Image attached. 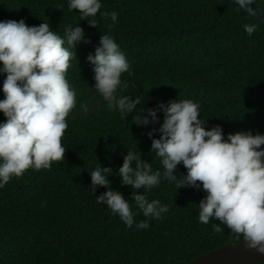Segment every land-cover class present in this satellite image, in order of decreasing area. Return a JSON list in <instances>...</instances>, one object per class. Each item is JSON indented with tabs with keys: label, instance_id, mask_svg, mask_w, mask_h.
I'll use <instances>...</instances> for the list:
<instances>
[{
	"label": "trees",
	"instance_id": "16d2710c",
	"mask_svg": "<svg viewBox=\"0 0 264 264\" xmlns=\"http://www.w3.org/2000/svg\"><path fill=\"white\" fill-rule=\"evenodd\" d=\"M101 3V12L118 13L116 23L98 13L97 27H91L79 10H69L68 0H0V22L23 19L30 27L45 22L61 37L68 25H80L85 40L91 41L70 49L76 58L66 77L77 93L61 140L65 159L50 169H28L0 188V264H188L244 241L215 219L199 222L198 204L207 195L202 186L179 189L163 175L146 195L167 205L169 212L150 220L147 229L135 224L128 228L106 203H97L95 197L106 188L91 192L90 171L98 165L111 167L108 187L131 200L132 186L122 185L114 174L128 149L151 163L154 172L163 171L148 136L163 123V112L157 113L159 123L148 126L136 125L133 117L142 107L155 108L173 99L198 103L206 130L219 125L225 139L241 131L264 135V0L251 5L255 17L233 0ZM245 24L257 25L252 36ZM102 33L114 38L130 64V73L121 77L128 87L119 94L141 99L125 118L92 88L94 65L87 57L95 54ZM5 78L0 74V100ZM5 121L0 112V123ZM181 174L187 175L183 163L177 167L178 182ZM129 203L135 222L144 220ZM218 224L219 232L213 228Z\"/></svg>",
	"mask_w": 264,
	"mask_h": 264
},
{
	"label": "clouds",
	"instance_id": "9594fccd",
	"mask_svg": "<svg viewBox=\"0 0 264 264\" xmlns=\"http://www.w3.org/2000/svg\"><path fill=\"white\" fill-rule=\"evenodd\" d=\"M233 2L248 16L257 15L251 6L256 0ZM68 6L69 10H79L81 20H87L91 27H97L98 13L110 17L113 24L118 20L117 12L100 11L101 0H68ZM244 30L252 36L257 25L245 24ZM80 42L91 43L85 40L80 25H68L61 37L45 22L31 27L23 19L0 22V74H6L4 99L0 100V112L6 117L0 123V188L28 169H50L53 162L65 159L61 140L77 93L66 75L76 58L70 49L75 50ZM87 59L94 65L92 88L108 107L118 109L123 118L133 113L141 99L119 94L128 87L121 77L130 73V64L114 38L102 33L95 54L90 53ZM158 111L164 114L163 123L148 136L152 139L151 152L160 158L163 171L154 172L151 163L128 149L123 165L114 174L121 178L122 185L132 186V199L108 187L106 174L113 173L112 169L98 165L90 171L91 192L94 194L98 186L106 191L95 197L97 203H106L128 228L135 224L137 229H147L150 220H159L169 212L167 205L146 195L159 186L161 175L170 183L176 182L179 189L202 186L207 195L198 204L199 222L208 224L215 219L242 237L249 248L264 253V135L241 131L229 133L225 139L219 125L206 130L199 104L188 99L142 107L133 121L138 126L159 123ZM157 131L159 138L154 137ZM181 163L187 175L181 174L178 182L177 167ZM129 201L144 220L135 222ZM219 224L213 225L217 232L222 230Z\"/></svg>",
	"mask_w": 264,
	"mask_h": 264
},
{
	"label": "water",
	"instance_id": "95a60500",
	"mask_svg": "<svg viewBox=\"0 0 264 264\" xmlns=\"http://www.w3.org/2000/svg\"><path fill=\"white\" fill-rule=\"evenodd\" d=\"M264 263V253L249 248L246 242L229 243L202 254L188 264H257Z\"/></svg>",
	"mask_w": 264,
	"mask_h": 264
}]
</instances>
